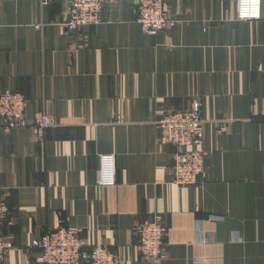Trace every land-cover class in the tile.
<instances>
[{"label": "crops", "instance_id": "1", "mask_svg": "<svg viewBox=\"0 0 264 264\" xmlns=\"http://www.w3.org/2000/svg\"><path fill=\"white\" fill-rule=\"evenodd\" d=\"M169 2L178 24L155 37L134 0H115L85 40L65 29L69 0H0V94L24 95L30 121L56 123L7 133L0 119L10 264H37L33 241L62 223L120 264H148L132 229L156 213L168 227L161 264H264V0L258 21L237 19V0ZM196 99L206 178L183 188L154 121ZM102 155L117 159L115 186L98 184Z\"/></svg>", "mask_w": 264, "mask_h": 264}, {"label": "built area", "instance_id": "2", "mask_svg": "<svg viewBox=\"0 0 264 264\" xmlns=\"http://www.w3.org/2000/svg\"><path fill=\"white\" fill-rule=\"evenodd\" d=\"M43 5L51 0H40ZM115 0H69L65 29L80 37L86 28L104 23L105 5ZM136 22L144 35L155 37L161 31L173 28L178 21L172 16L169 0H134ZM239 21L262 19L260 0H237ZM28 101L24 95L5 91L0 94V119L4 131L33 129L42 135L56 126L53 117L38 113L33 121L27 118ZM163 144L172 145L171 183L183 188L196 187L206 178L204 148L205 120L202 104L194 100L191 109L185 112L163 114L154 121ZM219 133L227 132L226 122L219 120ZM98 184L112 187L117 184V159L114 155H102L98 171ZM9 193L0 189V264H10L9 256L14 246L6 240L4 231L14 225L9 207ZM133 233L137 250L148 264H161L169 257L168 227L161 214H154L143 222H135ZM37 251V253H34ZM30 256L37 264H120V257L110 248L91 246L83 231L72 229L62 223L58 229L37 237L32 244ZM202 264V263H198Z\"/></svg>", "mask_w": 264, "mask_h": 264}]
</instances>
